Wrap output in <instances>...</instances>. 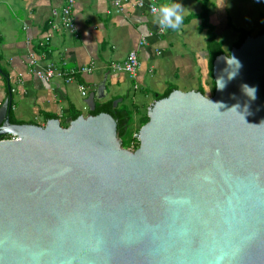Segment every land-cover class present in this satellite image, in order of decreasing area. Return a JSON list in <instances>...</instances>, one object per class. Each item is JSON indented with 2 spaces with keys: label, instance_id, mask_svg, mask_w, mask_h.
<instances>
[{
  "label": "water",
  "instance_id": "1",
  "mask_svg": "<svg viewBox=\"0 0 264 264\" xmlns=\"http://www.w3.org/2000/svg\"><path fill=\"white\" fill-rule=\"evenodd\" d=\"M213 75L212 96L156 100L135 151L111 115L91 114L105 84L88 116L44 126L10 121L9 88L0 264H264V33Z\"/></svg>",
  "mask_w": 264,
  "mask_h": 264
},
{
  "label": "crops",
  "instance_id": "2",
  "mask_svg": "<svg viewBox=\"0 0 264 264\" xmlns=\"http://www.w3.org/2000/svg\"><path fill=\"white\" fill-rule=\"evenodd\" d=\"M115 1L77 0L75 34L61 28L60 21L54 17L66 0H1L0 109L9 97L10 88V114L18 121L44 126L46 116L50 115L66 125L74 114H90L86 100L102 84L107 88V96L96 100V105L111 99H122V102L125 99L131 107L136 105L139 113L147 114L157 100L156 95H163L171 88L184 92L203 88L206 95L211 92L207 31L200 29V18L186 19L202 12L203 0H171L182 5L184 23L180 30L169 29L165 35L159 34V23L148 4L155 1L158 6L167 0H144V7L137 6L136 0H122L119 12ZM209 7L208 21L215 29L217 40L220 32L232 29L238 33L234 47L239 31L251 30L235 24L239 15L248 13L255 18L259 14L264 19V0H210ZM263 29L264 25L260 32ZM48 33L53 35L51 41L46 48H41L40 43ZM133 50L141 62L137 81L112 67L125 61ZM31 54L36 55L41 69L88 65L95 68L71 84L58 78L45 81L31 72ZM183 79L194 81V85L188 90L180 88ZM80 84L87 88L86 97L80 92ZM134 85L143 94L140 98L130 97Z\"/></svg>",
  "mask_w": 264,
  "mask_h": 264
},
{
  "label": "trees",
  "instance_id": "3",
  "mask_svg": "<svg viewBox=\"0 0 264 264\" xmlns=\"http://www.w3.org/2000/svg\"><path fill=\"white\" fill-rule=\"evenodd\" d=\"M210 0H203L202 3V12L196 15H190L186 19L191 21L194 18H200L202 20V25L200 29L207 31V48L209 52V78L211 80V95H213L216 91V82L214 80L213 75V66L215 59L224 54L225 51L223 49V43L217 40V36L215 33V29L212 25L209 24L208 18L210 13ZM264 33V29L260 32V34ZM239 40L235 43V47H240L245 39L252 35L251 31L240 30ZM175 88H171L167 93L163 95H159L157 100L168 97ZM203 94H206L205 90L201 88L199 90ZM115 99H111L105 102H99L96 105V109L92 112V115H98L101 113H107L111 115L116 121L118 125V136L122 140V145L126 149H131L133 143L135 142L134 135L139 132L140 128L145 125L149 121V117L147 113H139L138 107L135 105L134 107H130L125 103V99L122 103H120L117 107L114 106ZM80 114H74L73 119H77ZM55 118L54 116H46V120H50ZM10 121L13 124H25L21 121L15 119L13 114H10ZM140 144L137 145V148Z\"/></svg>",
  "mask_w": 264,
  "mask_h": 264
},
{
  "label": "built area",
  "instance_id": "4",
  "mask_svg": "<svg viewBox=\"0 0 264 264\" xmlns=\"http://www.w3.org/2000/svg\"><path fill=\"white\" fill-rule=\"evenodd\" d=\"M1 2V0H0ZM77 0H66L65 5L59 12L54 13V17L60 21L61 28L65 30H69L72 33L77 32L76 25H75V17H74V9L76 6ZM115 9L117 11L122 10V0H116L114 2ZM136 5L139 7L146 6L144 0H136ZM156 5L155 1L148 4V9L151 14L156 16ZM56 25H54V28ZM169 29L165 30L159 25V34L165 35ZM52 33H48L47 36L41 41L40 47L46 48L51 41ZM30 63L32 66L31 72L39 79L50 81L52 79L58 78L63 80L67 84L74 83L78 76L82 74H90L94 71V65L88 66H79L76 68H57L54 66L47 67L45 69L38 68L36 55H30ZM113 69L117 72H121L126 74L131 80L137 81L138 72L141 67V62L138 56L137 51H131L125 61L121 63H114L112 65ZM22 76V75H21ZM135 88L138 89V85H135ZM79 89L81 94L86 97L88 95L87 88L85 85L80 84ZM135 142L132 145L130 150L135 151L137 149V145L140 144V136L139 132L134 135ZM5 140H15V137L6 136Z\"/></svg>",
  "mask_w": 264,
  "mask_h": 264
},
{
  "label": "rangeland",
  "instance_id": "5",
  "mask_svg": "<svg viewBox=\"0 0 264 264\" xmlns=\"http://www.w3.org/2000/svg\"><path fill=\"white\" fill-rule=\"evenodd\" d=\"M246 17H248L249 20L246 21L244 19ZM234 19H235V16H234ZM236 22H237V23H235L236 25H244V26L248 27L249 29H251L250 31L252 32V35H258V33L260 32L259 29H261V27L264 25V19L261 20L260 17H259V14H257V16L254 18L253 14L250 15L248 13H242L241 15H239L236 18ZM237 39H238V33L235 32L232 29L228 30L226 32H220L218 34V40L221 41L224 44L225 52H226L227 55H230L231 51L234 48V42ZM193 85H194V81H191L189 79H183V82L179 86L182 89L188 90ZM133 88H132V92H131V96L130 97H134V95H136L138 98H140L143 95L142 92H140L138 89H136L135 85L133 86ZM208 95L212 96L211 92H209ZM148 102L145 101V103H147V104H148ZM127 105H129L131 107V105L129 103Z\"/></svg>",
  "mask_w": 264,
  "mask_h": 264
},
{
  "label": "clouds",
  "instance_id": "6",
  "mask_svg": "<svg viewBox=\"0 0 264 264\" xmlns=\"http://www.w3.org/2000/svg\"><path fill=\"white\" fill-rule=\"evenodd\" d=\"M156 19L159 25L165 30H180L184 23V10L182 5L167 0V2L156 7ZM237 63L239 62L237 61Z\"/></svg>",
  "mask_w": 264,
  "mask_h": 264
}]
</instances>
